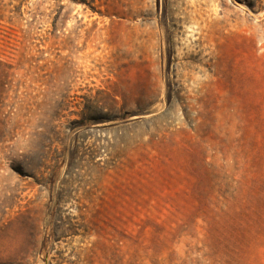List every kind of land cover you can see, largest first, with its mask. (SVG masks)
Wrapping results in <instances>:
<instances>
[{
    "label": "rangeland",
    "instance_id": "rangeland-1",
    "mask_svg": "<svg viewBox=\"0 0 264 264\" xmlns=\"http://www.w3.org/2000/svg\"><path fill=\"white\" fill-rule=\"evenodd\" d=\"M0 264H264V0H0Z\"/></svg>",
    "mask_w": 264,
    "mask_h": 264
}]
</instances>
